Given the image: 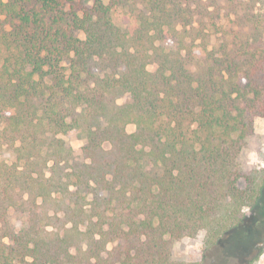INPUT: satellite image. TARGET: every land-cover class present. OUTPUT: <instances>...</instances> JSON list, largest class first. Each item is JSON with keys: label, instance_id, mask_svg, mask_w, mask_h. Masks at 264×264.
<instances>
[{"label": "trees", "instance_id": "obj_1", "mask_svg": "<svg viewBox=\"0 0 264 264\" xmlns=\"http://www.w3.org/2000/svg\"><path fill=\"white\" fill-rule=\"evenodd\" d=\"M257 117L264 0H0V264H204L172 257L201 232L204 260L252 264Z\"/></svg>", "mask_w": 264, "mask_h": 264}, {"label": "rangeland", "instance_id": "obj_2", "mask_svg": "<svg viewBox=\"0 0 264 264\" xmlns=\"http://www.w3.org/2000/svg\"><path fill=\"white\" fill-rule=\"evenodd\" d=\"M90 3H88L89 5ZM214 24H208L207 33L209 36V45L210 48L215 49L225 34H228L232 30V24L230 19L227 17H223L221 19H217L214 21ZM78 36L81 39H84L85 36L83 33H79ZM149 71L153 72L156 69V65L148 66ZM124 99H119L117 101L118 104H123ZM136 130V126L134 124H129L127 126L128 133H133ZM67 142L73 147L75 151L76 158L78 161L82 160V152L81 148L83 146V140L78 138L77 136H67L65 138ZM0 159H5L8 162L14 160V156L10 152H5L1 155ZM242 162L246 171L249 169L256 167L259 169H264V118L257 117L255 119V133L250 138L248 142L247 148L242 153ZM12 223L14 226L18 225V221L15 217L11 216ZM258 236V234H256ZM204 239L205 234L203 232L199 233L196 238H184L178 242H175L172 249V257L176 261L181 262H201L204 264H212L213 258L209 257L204 260ZM257 239V238H256ZM261 241V240H260ZM262 248L258 251L254 249V253H252V257L257 258L252 264H264V237L261 242ZM216 247L214 249L217 250ZM262 253L259 255L260 251ZM21 264V263H14ZM235 264V263H234ZM237 264V263H236Z\"/></svg>", "mask_w": 264, "mask_h": 264}]
</instances>
